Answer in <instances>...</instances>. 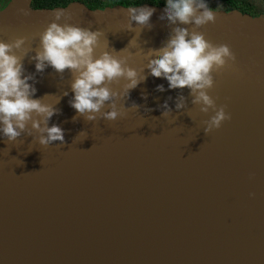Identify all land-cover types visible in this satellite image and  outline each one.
Here are the masks:
<instances>
[{
  "label": "water",
  "instance_id": "1",
  "mask_svg": "<svg viewBox=\"0 0 264 264\" xmlns=\"http://www.w3.org/2000/svg\"><path fill=\"white\" fill-rule=\"evenodd\" d=\"M32 2L10 0L0 9V40L23 37L35 49L53 11L62 7L69 23L105 33L96 55L125 48L135 35L122 30L125 5ZM148 6L156 11L151 29L140 32L142 50L129 49L128 63L138 69L148 62L145 53L162 47L171 31L159 19L165 3ZM221 6L213 9L219 11L214 22L198 29L181 25L213 45L228 44L237 57L213 73L209 95L230 119L207 134L204 121L213 111L191 104L187 88L157 92L158 84L167 89L162 78L149 75L131 90L125 106L135 102L138 110L118 102L122 115L116 120L73 121L70 71L61 76L49 67L36 73V97L55 95L44 98L53 104L61 97L55 105L60 113L49 126L64 129V143L42 146L35 133L11 143L0 139V207L11 216L0 224L8 231L0 232V264H153L149 256L158 264H264V15ZM23 63L26 74L35 72L27 56ZM123 83L110 87L119 91ZM178 94L186 97L181 112L175 109ZM169 96L172 115L163 117L157 106ZM145 108L152 111L145 115ZM152 227L149 245L135 242ZM163 233L167 260L152 247Z\"/></svg>",
  "mask_w": 264,
  "mask_h": 264
},
{
  "label": "clouds",
  "instance_id": "2",
  "mask_svg": "<svg viewBox=\"0 0 264 264\" xmlns=\"http://www.w3.org/2000/svg\"><path fill=\"white\" fill-rule=\"evenodd\" d=\"M158 2L153 0L152 3ZM220 7L217 4V9ZM123 8L128 15L122 30L134 32L135 35L119 51L104 50L96 55L99 40L105 33L69 23L70 16L65 11L67 7L53 11L54 18L40 34L39 45L35 49L25 46L23 37L10 43L0 40V139L11 143L22 134L33 137L35 133L33 138L42 146L54 142L64 143V129L56 123L49 126L52 117L60 113L55 105L61 97L56 96L54 104L45 103L44 98L55 95L36 97V73L43 74L49 67L61 76L65 70L72 75V98L69 105L76 113L72 117L73 121L78 117L86 121L116 120L122 115L118 102H122L121 107L124 108L140 109V104L133 102L126 107L124 102L129 98L131 90L146 82L149 75L167 81V89L164 84H158L157 92L187 88L192 97L191 104L199 105L203 113H208L210 109L213 111L214 114L204 121L205 134L219 129L225 120L230 119L225 106L217 107L209 95V89L214 86L213 73L229 61L236 62V55L228 44L213 45L203 33L181 26H194L198 29L214 22L219 11L210 8L208 0H165L164 14L159 19L170 26L169 37L162 47L144 52L148 62L138 69L128 63L129 56L133 54L129 49L137 46L140 48V32L144 28L151 29L150 18L156 9L147 3ZM18 12L24 16L29 15V9L26 8H20ZM62 19L65 22L60 23ZM125 51H128V55H121ZM33 52L35 54L30 55ZM26 56L34 62V73L26 74L23 63ZM145 69L148 70L147 74ZM121 79L125 81L122 88L119 91L113 90L110 85ZM62 95L67 96L68 92ZM143 98L147 101V96ZM172 99L169 96L157 106L162 110L161 116L172 115L168 103ZM105 105H108L107 111L103 110ZM186 106V97L178 94L175 98L176 111H184ZM150 111L152 109L145 108V115ZM83 134L82 131L78 136Z\"/></svg>",
  "mask_w": 264,
  "mask_h": 264
},
{
  "label": "trees",
  "instance_id": "3",
  "mask_svg": "<svg viewBox=\"0 0 264 264\" xmlns=\"http://www.w3.org/2000/svg\"><path fill=\"white\" fill-rule=\"evenodd\" d=\"M165 3V0H159V2ZM9 0H0V4L2 6L6 5ZM72 2H81V3H88L90 5L100 6L103 4H110V5H125V6H140L143 3L153 4V0H33L32 4L37 6H50V5H57V6H66ZM209 7L212 9L217 8V4H234L238 6L239 10L243 13H249L253 16L257 15L256 11H251L246 3L243 0H208ZM251 3L250 1H247Z\"/></svg>",
  "mask_w": 264,
  "mask_h": 264
},
{
  "label": "bare ground",
  "instance_id": "4",
  "mask_svg": "<svg viewBox=\"0 0 264 264\" xmlns=\"http://www.w3.org/2000/svg\"><path fill=\"white\" fill-rule=\"evenodd\" d=\"M179 205H183V204H179ZM11 219V216L4 210L3 206L2 208L0 207V224L1 223H5L6 220ZM5 225H1L0 229H2ZM149 229V228H148ZM4 232H8L7 230H5V228H3V230H0V232L3 233ZM148 232L145 233L143 236L139 235L135 238V242H137L139 245H143L147 242V240H150L153 237V234L155 233V229L152 227L151 229L147 230ZM150 243H146L145 245H149ZM168 239L165 238V234H162L161 239L159 240L158 243L152 244V247H157V248H161L162 250V258L164 260L168 259ZM4 257H1V259H3ZM150 258V262L153 264H158V260L154 258V256H149ZM159 264H166L162 259L159 261Z\"/></svg>",
  "mask_w": 264,
  "mask_h": 264
},
{
  "label": "flooded vegetation",
  "instance_id": "5",
  "mask_svg": "<svg viewBox=\"0 0 264 264\" xmlns=\"http://www.w3.org/2000/svg\"><path fill=\"white\" fill-rule=\"evenodd\" d=\"M247 1H250L251 3H248ZM10 2V0H9ZM8 2V3H9ZM244 3H246L247 7L251 10V11H256L257 15L254 17H259V16H263L264 15V0H243ZM7 3V4H8ZM6 4V5H7ZM6 5L2 6L0 4V9L4 8ZM233 5L235 8H238V6L234 5V4H230ZM240 11V10H239ZM243 13V12H242ZM245 14H249V13H245ZM251 15V14H250ZM253 16V15H252Z\"/></svg>",
  "mask_w": 264,
  "mask_h": 264
}]
</instances>
